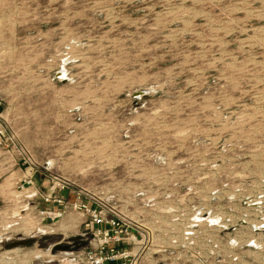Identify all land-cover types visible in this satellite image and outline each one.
<instances>
[{
	"label": "rangeland",
	"instance_id": "374dc122",
	"mask_svg": "<svg viewBox=\"0 0 264 264\" xmlns=\"http://www.w3.org/2000/svg\"><path fill=\"white\" fill-rule=\"evenodd\" d=\"M0 107V264L86 248L78 213L37 217L51 178L156 241L173 217L241 222L224 261L264 264L246 248L264 223V0H0Z\"/></svg>",
	"mask_w": 264,
	"mask_h": 264
},
{
	"label": "built area",
	"instance_id": "2783aa9c",
	"mask_svg": "<svg viewBox=\"0 0 264 264\" xmlns=\"http://www.w3.org/2000/svg\"><path fill=\"white\" fill-rule=\"evenodd\" d=\"M30 172H34L32 168ZM27 178L20 188L32 184L31 176ZM50 183L41 196L43 206L36 214L41 222L58 220L68 211L80 215L82 237L87 238V245L84 250L72 254L73 264H226L228 258L223 255L227 246L235 251L244 248L236 235L234 240L231 239V232L242 228L241 222L221 224L213 218L173 217L169 219L170 226L162 230L166 233L156 241L154 232L123 215L108 200L84 189H70L68 184L56 178H51ZM34 197L36 194L26 199ZM262 225L255 228V236L246 243V248L258 249L259 242L264 243L257 238L259 232L264 239V223ZM196 238L205 241V258L203 251L197 259L191 255ZM231 261L246 264L237 256L231 257Z\"/></svg>",
	"mask_w": 264,
	"mask_h": 264
},
{
	"label": "water",
	"instance_id": "95a60500",
	"mask_svg": "<svg viewBox=\"0 0 264 264\" xmlns=\"http://www.w3.org/2000/svg\"><path fill=\"white\" fill-rule=\"evenodd\" d=\"M0 112H1V107H0ZM31 243H33V241L31 240V241H24V242H15V243H12L11 245H8V246H12V247H14V248H16V247H24V246H29ZM8 246H6V247H8ZM9 248V247H8Z\"/></svg>",
	"mask_w": 264,
	"mask_h": 264
},
{
	"label": "bare ground",
	"instance_id": "6f19581e",
	"mask_svg": "<svg viewBox=\"0 0 264 264\" xmlns=\"http://www.w3.org/2000/svg\"><path fill=\"white\" fill-rule=\"evenodd\" d=\"M71 223H72V221H71ZM74 223V222H73ZM64 226V225H63ZM64 228V227H63Z\"/></svg>",
	"mask_w": 264,
	"mask_h": 264
}]
</instances>
